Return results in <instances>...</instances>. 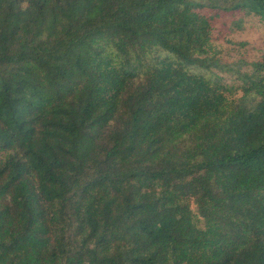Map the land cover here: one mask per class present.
<instances>
[{"label":"trees","instance_id":"1","mask_svg":"<svg viewBox=\"0 0 264 264\" xmlns=\"http://www.w3.org/2000/svg\"><path fill=\"white\" fill-rule=\"evenodd\" d=\"M245 16L0 0V264H264V54L214 45Z\"/></svg>","mask_w":264,"mask_h":264},{"label":"rangeland","instance_id":"2","mask_svg":"<svg viewBox=\"0 0 264 264\" xmlns=\"http://www.w3.org/2000/svg\"><path fill=\"white\" fill-rule=\"evenodd\" d=\"M226 23L228 22H221L220 19L215 22L221 32L214 45L223 59L237 58L242 52L248 59H255L264 54V22L256 17L245 16L240 28L229 24L228 29ZM241 42H245L244 45H240ZM221 76L228 84H238L229 74L221 73Z\"/></svg>","mask_w":264,"mask_h":264}]
</instances>
